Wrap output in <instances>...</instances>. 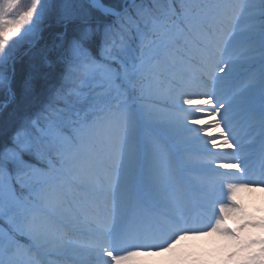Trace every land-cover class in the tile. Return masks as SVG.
Returning <instances> with one entry per match:
<instances>
[{
  "label": "snow or ice",
  "instance_id": "snow-or-ice-1",
  "mask_svg": "<svg viewBox=\"0 0 264 264\" xmlns=\"http://www.w3.org/2000/svg\"><path fill=\"white\" fill-rule=\"evenodd\" d=\"M0 92L22 105L0 133V264H200L177 246L213 234L219 264H264L239 196L264 187V0H0ZM177 153L194 196L170 190Z\"/></svg>",
  "mask_w": 264,
  "mask_h": 264
},
{
  "label": "bare ground",
  "instance_id": "bare-ground-1",
  "mask_svg": "<svg viewBox=\"0 0 264 264\" xmlns=\"http://www.w3.org/2000/svg\"><path fill=\"white\" fill-rule=\"evenodd\" d=\"M199 175H201V173L188 169L185 165L183 154L177 153L175 158L169 164L168 183L170 190L175 195H184L185 193H187L194 196V178ZM239 196L241 202L245 205L249 212L254 213L257 217L264 216V187L241 189L239 192ZM195 211L196 209L193 208V212ZM227 223L229 225H232L234 221L229 218ZM256 230L258 233L259 229H253L251 231L255 234ZM68 238L75 240L79 238V234L70 233ZM190 246H194L196 247V249L203 248L214 252L219 250L220 246L222 247V241L214 234L210 236L187 237L179 242L177 250L186 249ZM80 254H83L82 256L84 258V261L81 264L94 263V257H92L89 253L81 252ZM170 254L171 253H161L159 255H153L148 258L154 260L156 258L168 256Z\"/></svg>",
  "mask_w": 264,
  "mask_h": 264
},
{
  "label": "rangeland",
  "instance_id": "rangeland-1",
  "mask_svg": "<svg viewBox=\"0 0 264 264\" xmlns=\"http://www.w3.org/2000/svg\"><path fill=\"white\" fill-rule=\"evenodd\" d=\"M29 0H22V3L27 4ZM258 67V66H257ZM161 108L167 109V105L164 103L162 100L160 105ZM188 168V167H187ZM190 169V168H188ZM187 174V172H186ZM263 232V233H262ZM256 235H264V230H260L257 233L256 230ZM181 253H184L188 255L191 258H195L197 261L200 262V264H219V261L223 255V248L220 246L219 250L217 251H209L208 249H203V248H197L194 246H190L189 248L186 249H179L177 250ZM83 254H79L77 256H73L70 258V264H81L84 261V258L82 256ZM172 255V253L168 256L164 257H159L156 259H151V258H146V257H139L137 259L139 260H147V261H152L155 262V264H166L167 258H169ZM50 259L55 262V264H61V261H64L65 258L63 257H57L55 255L51 256ZM95 264V261L94 263Z\"/></svg>",
  "mask_w": 264,
  "mask_h": 264
},
{
  "label": "trees",
  "instance_id": "trees-1",
  "mask_svg": "<svg viewBox=\"0 0 264 264\" xmlns=\"http://www.w3.org/2000/svg\"><path fill=\"white\" fill-rule=\"evenodd\" d=\"M30 3V0L28 1ZM49 18L46 16L45 19L41 22L40 28L44 30L43 34L45 37L48 35L49 31ZM21 54L23 52L27 51V44L26 42L19 45ZM27 56L23 57L22 61H18L17 68H18V76H17V87L19 82V69L22 64L27 63ZM6 99L5 94L3 92H0V101ZM22 105L18 101L17 103L11 104L6 111L0 112V133L6 132L7 134H11V131L14 129L16 121L15 116L19 113L21 110Z\"/></svg>",
  "mask_w": 264,
  "mask_h": 264
}]
</instances>
